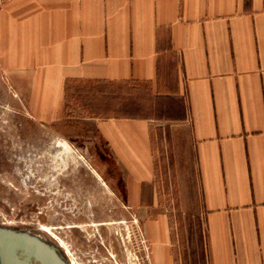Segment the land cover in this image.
Wrapping results in <instances>:
<instances>
[{"label":"crops","instance_id":"obj_1","mask_svg":"<svg viewBox=\"0 0 264 264\" xmlns=\"http://www.w3.org/2000/svg\"><path fill=\"white\" fill-rule=\"evenodd\" d=\"M62 1L53 29L48 20L32 52L15 54L47 71L32 90L41 115L64 123L72 82L119 88L103 106L113 114L88 116L87 131L118 167L121 196L148 209L168 133L182 197L198 199L207 264H264V0ZM130 88L153 113L146 101L129 111ZM148 230L157 264H172L168 216Z\"/></svg>","mask_w":264,"mask_h":264},{"label":"rangeland","instance_id":"obj_2","mask_svg":"<svg viewBox=\"0 0 264 264\" xmlns=\"http://www.w3.org/2000/svg\"><path fill=\"white\" fill-rule=\"evenodd\" d=\"M62 4L0 0V264L3 240L17 235L44 243L62 264H157L159 246L148 228L161 214L169 220L172 264H207L198 199L182 197L183 175L170 156L168 133L155 148L157 196L144 201L148 209L121 196L118 167L88 140V116L113 114L103 106L113 108L119 88L72 82L64 123L41 115L43 99L32 90L47 71L30 69V56L25 68L15 54L32 52L33 32H47L48 20L52 30ZM123 92L129 111L149 99L136 89ZM147 105L153 113L154 103ZM13 246L17 261L46 264L36 254L27 257L25 246Z\"/></svg>","mask_w":264,"mask_h":264},{"label":"water","instance_id":"obj_3","mask_svg":"<svg viewBox=\"0 0 264 264\" xmlns=\"http://www.w3.org/2000/svg\"><path fill=\"white\" fill-rule=\"evenodd\" d=\"M23 237H21V235H17L15 237L10 236L3 240L4 264H29L28 261H20V260L17 261L16 254H15V248L13 244H20V245L25 246V248L28 250L27 257H29L31 254H36L44 263L46 264L51 263V261H49L43 256L45 254L42 252V250L34 245L35 243H28L27 241H24V239H21ZM24 238H27V237H24Z\"/></svg>","mask_w":264,"mask_h":264},{"label":"bare ground","instance_id":"obj_4","mask_svg":"<svg viewBox=\"0 0 264 264\" xmlns=\"http://www.w3.org/2000/svg\"><path fill=\"white\" fill-rule=\"evenodd\" d=\"M24 239V241H27L28 243H35L34 245L38 248H40L42 250V252L45 254L43 255L46 259H48L49 261H51L50 264H62L61 259L59 258V256L55 253V251H53L52 249H50L47 245H45L42 242H39L37 240H34L33 238H21ZM30 241V242H29Z\"/></svg>","mask_w":264,"mask_h":264}]
</instances>
